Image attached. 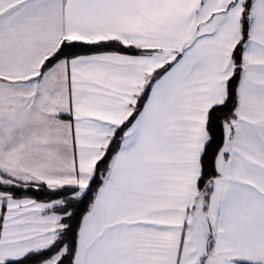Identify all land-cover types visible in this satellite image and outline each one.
I'll return each instance as SVG.
<instances>
[{"label": "snow or ice", "instance_id": "6c2138e0", "mask_svg": "<svg viewBox=\"0 0 264 264\" xmlns=\"http://www.w3.org/2000/svg\"><path fill=\"white\" fill-rule=\"evenodd\" d=\"M0 264H264V0H0Z\"/></svg>", "mask_w": 264, "mask_h": 264}]
</instances>
